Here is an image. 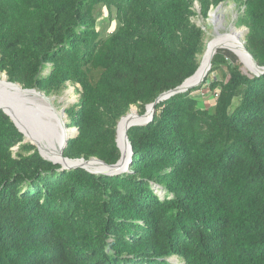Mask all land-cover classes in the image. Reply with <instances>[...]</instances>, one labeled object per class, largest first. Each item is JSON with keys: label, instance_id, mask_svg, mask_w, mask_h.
Here are the masks:
<instances>
[{"label": "trees", "instance_id": "obj_1", "mask_svg": "<svg viewBox=\"0 0 264 264\" xmlns=\"http://www.w3.org/2000/svg\"><path fill=\"white\" fill-rule=\"evenodd\" d=\"M226 1L0 0V73L47 96L80 85L64 156L114 164L119 120L196 72L211 37L193 18ZM230 1L264 66V0ZM155 107L118 175L62 169L0 109V264H264V74L218 49Z\"/></svg>", "mask_w": 264, "mask_h": 264}, {"label": "water", "instance_id": "obj_2", "mask_svg": "<svg viewBox=\"0 0 264 264\" xmlns=\"http://www.w3.org/2000/svg\"><path fill=\"white\" fill-rule=\"evenodd\" d=\"M222 6V3L216 7V11ZM197 10L200 12V6L196 5ZM213 17V18H212ZM213 24H216L218 17L214 13L209 12V17ZM220 21V20H219ZM205 28V27H204ZM222 24L219 23L215 29L214 34L211 40L207 44L206 51L202 57L201 64L196 72L188 77L180 86L176 87L173 90L161 94L155 102L147 105L146 112L144 114H139L137 112V118L135 122H128L124 128L123 134H120V126L127 119L130 111L124 115L117 124V144L121 150V157L114 164H109L104 160H101L97 157H92L90 159L85 158H69L64 156V149L68 145V141L71 137H74L78 134V129L76 128V134L65 136L59 145L58 138L63 131H68L65 116V108L59 111L54 104V101L47 96L44 92L37 90L36 88H24L20 83L9 81L6 74L0 76V109H2L7 115L10 116L12 121L15 123L17 128L24 134V141L31 142L36 145L40 155L50 160L56 164H60L62 169H72V168H85L91 173L95 174H107V175H118L129 170L130 164L133 158V147L129 139L128 130L132 126H141L150 122L156 112V104L161 100H165L177 93L186 92L189 89L199 86L203 83L205 78L208 76L212 68V59L217 53L218 49H228L225 47V37L226 35L232 33L233 31H238L240 36H246L248 29L245 28V32L242 30L231 29L230 32H221ZM211 46L213 47V52L209 58L208 65L205 68V71L200 75L201 69L204 64L205 57ZM242 52L245 57L251 62L252 68L250 70L255 75L264 74V66L259 65L257 60L253 55L248 51L245 42H241ZM231 50V49H228ZM234 52L238 57V53ZM240 58V57H239ZM245 64V62L241 59ZM246 65V64H245ZM207 82H211V79H207ZM22 124L19 125V122ZM30 134V136L28 135ZM35 135V136H33ZM31 137H35V140ZM121 138V139H120ZM124 147H127L129 150L128 155L125 157ZM42 143L50 147L58 143L59 148L55 152L56 157L47 156L43 151ZM48 146H45L48 153H51V150L48 149ZM92 162L99 164L102 167L100 170L91 169L89 166Z\"/></svg>", "mask_w": 264, "mask_h": 264}, {"label": "rangeland", "instance_id": "obj_3", "mask_svg": "<svg viewBox=\"0 0 264 264\" xmlns=\"http://www.w3.org/2000/svg\"><path fill=\"white\" fill-rule=\"evenodd\" d=\"M215 9L216 8H213L212 10H210V12L214 13L215 16L218 17V20H217L218 22L216 24H213L211 19L202 18L201 15H197L195 18H193V20L197 24L202 25V26L206 25V28H208V35L211 38L213 37L215 27L219 23L222 24V28H220L221 32H230L231 29L242 30V31L245 32L244 26L237 27L235 25V21L237 19L238 11H237V9H236V7H235V5H234V3L232 1H230V0L226 1L225 3L222 4V6L217 11ZM104 16H107L106 9H105ZM102 18L99 19L100 20L99 22H101L103 20ZM105 25H106V21L103 20V25H102L103 28L106 27ZM114 28H115V22L113 21L109 25V27L107 29V32H111L112 30H114ZM211 38H210V40H211ZM240 39H241L242 42H245V37L243 35L240 36ZM239 62L242 63V70H243L244 73H246V74H251L252 73L249 70V68L241 61L240 58H239ZM47 70L45 72H47ZM2 75L3 74L0 73V76H2ZM211 76H212V78L217 79V80L222 78L221 74L218 73V72L212 73ZM76 87L80 88V85L77 84L76 86H74L72 84H69L67 89L65 91H63V93L60 94L59 96H49L54 101V104H55V106L57 107V109L59 111H61L62 109L68 107L69 105L73 104L74 102H76L78 100L79 94H78V90H76ZM194 94L201 96L208 103V101H209V99H208L209 90L207 88L200 89L199 91L194 92ZM133 107H135L137 112H138V108L136 106H133ZM64 119H65L66 125H67L68 119H67L66 114L64 116ZM67 128H68V126H67ZM68 130H71V131L74 132L72 135L76 134V128L72 127V128H68ZM14 149L17 150L18 147L14 148ZM101 160H103V159H101ZM177 263L184 264V262L181 261V260L177 261Z\"/></svg>", "mask_w": 264, "mask_h": 264}, {"label": "bare ground", "instance_id": "obj_4", "mask_svg": "<svg viewBox=\"0 0 264 264\" xmlns=\"http://www.w3.org/2000/svg\"><path fill=\"white\" fill-rule=\"evenodd\" d=\"M241 39H240V34L238 31H233L232 33L226 35L225 37V47L228 48V49H231L235 52L238 53L240 59H242L246 66L249 68H252V64L251 62L245 57V55L243 54L242 52V47H241ZM213 47L214 46H211L207 52V55L205 57V60H204V64H203V67L201 69V72L199 73L200 75L205 71V68L207 67L208 65V61H209V58L213 52ZM251 71V70H250ZM252 72V71H251ZM253 73V72H252ZM203 75V74H202ZM136 118H137V110L135 107L132 108V111L129 113L127 119L121 124L120 126V134H123L124 132V128L126 127L127 123L128 122H135L136 121ZM19 122V121H18ZM19 125L22 126V124L19 122ZM74 132L71 131V130H66V131H62L59 138H58V142H59V145L61 144L62 140L64 139L65 136H70L72 135ZM28 135L30 136V134L28 133ZM35 136V135H33ZM36 137V136H35ZM35 137H31L32 139L35 140ZM121 139V138H120ZM122 142H121V146H122ZM59 145L58 143L55 144L54 146L50 147L46 144H43L42 143V148H43V151L46 153L47 156H51V157H56L55 155V152L57 151V149L59 148ZM45 146L47 147L48 146V149L51 150V153H48L47 149H45ZM123 150L125 152V157L128 155V152L129 150L127 149V147H124V144H123ZM91 169H95V170H100L102 169L101 166H99V164H96L95 162H92L89 166Z\"/></svg>", "mask_w": 264, "mask_h": 264}]
</instances>
